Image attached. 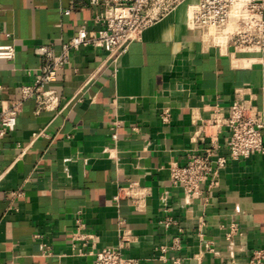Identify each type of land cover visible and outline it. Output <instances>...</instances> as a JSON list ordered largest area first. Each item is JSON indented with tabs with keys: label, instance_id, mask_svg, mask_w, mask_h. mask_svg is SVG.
I'll list each match as a JSON object with an SVG mask.
<instances>
[{
	"label": "crops",
	"instance_id": "crops-1",
	"mask_svg": "<svg viewBox=\"0 0 264 264\" xmlns=\"http://www.w3.org/2000/svg\"><path fill=\"white\" fill-rule=\"evenodd\" d=\"M70 1L0 0V47L15 51L0 59V112L34 83L37 48L58 53L81 27L90 35L103 27L86 0ZM197 3L183 0L124 53L73 51L49 86L55 111L37 115L35 100L23 103L15 130L0 139V264H95L91 253L120 246L140 264H172L156 249L176 237L182 249L167 256L187 264H230L231 253L233 264H247L264 248V155L232 160L223 128L216 157L228 163L214 187L191 198L170 180L173 164L204 153L209 139L198 138L215 133V111L229 116L244 99L264 114V63L190 29ZM134 186L146 194L140 201ZM167 218L178 226L166 228Z\"/></svg>",
	"mask_w": 264,
	"mask_h": 264
},
{
	"label": "built area",
	"instance_id": "built-area-1",
	"mask_svg": "<svg viewBox=\"0 0 264 264\" xmlns=\"http://www.w3.org/2000/svg\"><path fill=\"white\" fill-rule=\"evenodd\" d=\"M86 1L96 10L94 21L103 27L95 35H90L85 26L81 27L71 40L61 46L58 53L52 46H40L35 50L42 58L43 64L34 83L22 86L21 100L2 108L0 139L15 130L24 102L35 100L37 115L57 109L59 103L57 92L49 89V86L56 80L58 72L70 64L73 51L91 46L110 55L124 53L131 43L141 39L145 30L167 17L183 3V0ZM75 4L76 0L70 1L71 8ZM70 11L71 9L66 10L65 14H69ZM188 26L192 30L204 31L212 44L219 48L231 46L239 53L259 55L260 63H264V0H198L197 4L188 8ZM221 37L226 38V43L218 40ZM14 56L12 46L0 47V59L12 60ZM169 119L170 114L165 112L162 115L163 122L167 123ZM209 126L215 128V133L198 138L203 143L206 138L209 139L204 153L190 156L185 165L173 164L170 168L171 183L174 186H182L187 196L191 198L200 195L202 186L207 183L214 187L217 170L225 168L228 163L227 158L216 157L219 150L217 136L223 128L229 133L227 146L232 160L264 155V114L252 100L235 101L229 116L215 111ZM130 193L137 201L146 196L145 192L136 186L130 189ZM77 224L79 229L83 228L80 219L77 220ZM163 224L166 228L178 226L171 218L165 219ZM237 231L238 226L235 224L227 235L230 242ZM182 232V229H179V233ZM83 239L87 240L89 236H84ZM181 249V238L176 237L171 246H160L156 249L159 253L158 260L170 261L172 264H187L180 258L167 256L168 252ZM206 251L214 252L212 244H206ZM91 255L95 258V264H140L137 259L124 257L122 246L103 249ZM230 258V264H233V253ZM247 264H264V248L254 250Z\"/></svg>",
	"mask_w": 264,
	"mask_h": 264
},
{
	"label": "bare ground",
	"instance_id": "bare-ground-1",
	"mask_svg": "<svg viewBox=\"0 0 264 264\" xmlns=\"http://www.w3.org/2000/svg\"><path fill=\"white\" fill-rule=\"evenodd\" d=\"M220 42H222V43H226V38L225 37H221V38H219L218 39Z\"/></svg>",
	"mask_w": 264,
	"mask_h": 264
},
{
	"label": "rangeland",
	"instance_id": "rangeland-1",
	"mask_svg": "<svg viewBox=\"0 0 264 264\" xmlns=\"http://www.w3.org/2000/svg\"><path fill=\"white\" fill-rule=\"evenodd\" d=\"M208 39V38H207Z\"/></svg>",
	"mask_w": 264,
	"mask_h": 264
}]
</instances>
